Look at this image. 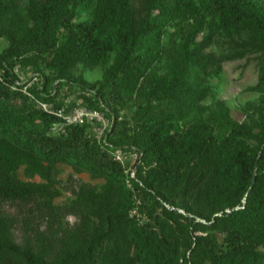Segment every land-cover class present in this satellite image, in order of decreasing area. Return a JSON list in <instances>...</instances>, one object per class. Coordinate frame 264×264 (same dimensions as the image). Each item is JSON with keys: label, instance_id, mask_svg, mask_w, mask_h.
Wrapping results in <instances>:
<instances>
[{"label": "trees", "instance_id": "trees-1", "mask_svg": "<svg viewBox=\"0 0 264 264\" xmlns=\"http://www.w3.org/2000/svg\"><path fill=\"white\" fill-rule=\"evenodd\" d=\"M0 37V264H264V0H0Z\"/></svg>", "mask_w": 264, "mask_h": 264}, {"label": "rangeland", "instance_id": "rangeland-1", "mask_svg": "<svg viewBox=\"0 0 264 264\" xmlns=\"http://www.w3.org/2000/svg\"><path fill=\"white\" fill-rule=\"evenodd\" d=\"M5 45L6 40L3 37H0V50ZM258 69L259 68L257 60L255 58H239L225 62L220 75H214L211 79L213 83V95H215V97L217 98L226 100L231 106L232 115L237 119H242L244 116V113L239 105L246 102L248 99H252L258 96V93L256 91L247 89L248 85L253 84L257 81L259 71ZM75 72H84V75L87 79L93 80L97 77H100L102 73V67H91L80 64L75 67ZM47 106H49V104H47ZM88 117L89 119L101 121L102 126H106L108 124V121L104 115L102 117ZM62 124L55 125L53 129L55 130L59 128L60 126H62ZM96 129H98V131H101L100 126H97ZM133 156H135V154H133ZM121 158L125 159V155H122ZM59 169V175L62 178L64 184L68 183L67 181L68 178H71V173L74 174L72 179L78 177V173H76L70 165L61 163L59 164ZM85 177L88 178V175L86 174ZM69 193L70 190L66 189L64 195L59 197L58 200L63 199Z\"/></svg>", "mask_w": 264, "mask_h": 264}, {"label": "built area", "instance_id": "built-area-1", "mask_svg": "<svg viewBox=\"0 0 264 264\" xmlns=\"http://www.w3.org/2000/svg\"><path fill=\"white\" fill-rule=\"evenodd\" d=\"M44 107H48L47 103H43ZM59 113H63L64 117L66 118V122H84L88 116L92 117H102L103 112L96 109H89L84 105H76L70 112H64L62 108H59ZM118 157L121 158L123 154L118 152Z\"/></svg>", "mask_w": 264, "mask_h": 264}]
</instances>
